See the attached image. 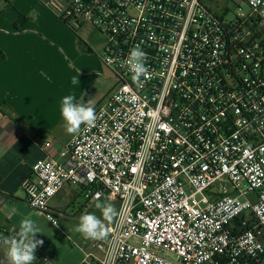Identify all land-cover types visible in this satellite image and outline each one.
I'll return each instance as SVG.
<instances>
[{
  "label": "built area",
  "instance_id": "built-area-1",
  "mask_svg": "<svg viewBox=\"0 0 264 264\" xmlns=\"http://www.w3.org/2000/svg\"><path fill=\"white\" fill-rule=\"evenodd\" d=\"M242 1L249 12L236 0L47 1L74 30L104 35L115 80L95 126L22 184L53 224L50 201L68 185L118 205L84 264H264V0ZM137 45L142 86L122 66Z\"/></svg>",
  "mask_w": 264,
  "mask_h": 264
},
{
  "label": "crops",
  "instance_id": "crops-1",
  "mask_svg": "<svg viewBox=\"0 0 264 264\" xmlns=\"http://www.w3.org/2000/svg\"><path fill=\"white\" fill-rule=\"evenodd\" d=\"M47 1L0 0V264H9L3 240L19 231L13 211L28 204L22 184L32 165L46 156L63 160L75 135L66 131L63 98L96 108L115 86L101 60L105 43L98 53L79 32L77 42ZM82 50L98 56L92 68L80 66Z\"/></svg>",
  "mask_w": 264,
  "mask_h": 264
},
{
  "label": "rangeland",
  "instance_id": "rangeland-1",
  "mask_svg": "<svg viewBox=\"0 0 264 264\" xmlns=\"http://www.w3.org/2000/svg\"><path fill=\"white\" fill-rule=\"evenodd\" d=\"M204 1L214 10H218L229 2V0ZM236 1L241 3L243 11H250L248 4L244 1ZM231 13L232 12H230L229 15H231ZM63 23L67 29L71 30L77 42L80 39L76 32H79L78 35H82L84 39L92 45L96 52H102L105 37L97 28L90 24H86L82 28L74 30L65 22ZM82 39V43L83 41L85 42V40ZM97 57L98 56L95 55L93 58H90L88 54L82 50L80 66L84 69L92 68L94 62L97 61ZM102 82V80H97L99 88L104 86ZM112 82L114 85L115 81L112 80ZM97 204H111L115 209V215L112 220L115 218L118 211V205L116 203L88 199L84 193H82L81 188L74 185L63 187L50 201L51 209L55 210L54 215L58 220L57 224H53L43 213H40L26 203L17 208L15 212L13 211V213L15 214L16 226L18 229L21 219L28 217L36 221L38 227L42 230V233H37L36 238L42 239L44 244L37 248L35 252L36 258L40 255H45L56 264H84L87 255L90 252H96L93 247L96 240L85 238L81 233L77 232L76 229L79 225V218L83 214H95L103 220L102 211L97 208ZM111 221H104V223L108 226ZM11 238H15L14 235H11Z\"/></svg>",
  "mask_w": 264,
  "mask_h": 264
},
{
  "label": "clouds",
  "instance_id": "clouds-1",
  "mask_svg": "<svg viewBox=\"0 0 264 264\" xmlns=\"http://www.w3.org/2000/svg\"><path fill=\"white\" fill-rule=\"evenodd\" d=\"M147 53L141 50L137 45L130 50V53L123 65H126L132 73V81L138 86H142L144 80L150 78L149 69L146 67ZM73 83L78 81L74 78ZM127 91V88H125ZM119 98V97H118ZM73 95H67L62 100L61 113L66 124V131L69 134H76L80 131L81 125L88 127L95 126L98 119L94 106L91 101L86 103H75ZM101 209L103 220L95 214L86 213L80 216L79 225L76 229L85 238L104 239L109 234L104 221H111L115 215V209L111 204H97ZM37 233H42L37 222L31 218L21 219L19 231L16 238H5L3 243L7 246L6 257L9 264H33L36 260L35 252L39 246H43L44 241L37 239Z\"/></svg>",
  "mask_w": 264,
  "mask_h": 264
},
{
  "label": "trees",
  "instance_id": "trees-1",
  "mask_svg": "<svg viewBox=\"0 0 264 264\" xmlns=\"http://www.w3.org/2000/svg\"><path fill=\"white\" fill-rule=\"evenodd\" d=\"M24 19H25V17H20V18H19V20H20L21 22H23ZM21 22H20V23H21ZM16 237H17V235H16Z\"/></svg>",
  "mask_w": 264,
  "mask_h": 264
}]
</instances>
